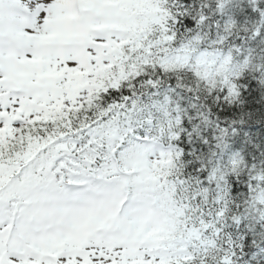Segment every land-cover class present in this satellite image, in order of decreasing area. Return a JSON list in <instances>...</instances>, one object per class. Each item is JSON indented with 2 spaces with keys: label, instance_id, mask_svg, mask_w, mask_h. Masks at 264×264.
Segmentation results:
<instances>
[{
  "label": "snow or ice",
  "instance_id": "1",
  "mask_svg": "<svg viewBox=\"0 0 264 264\" xmlns=\"http://www.w3.org/2000/svg\"><path fill=\"white\" fill-rule=\"evenodd\" d=\"M0 264H264V0H0Z\"/></svg>",
  "mask_w": 264,
  "mask_h": 264
}]
</instances>
